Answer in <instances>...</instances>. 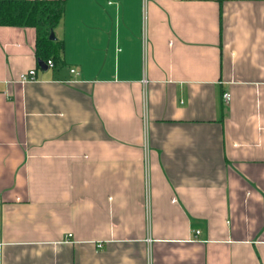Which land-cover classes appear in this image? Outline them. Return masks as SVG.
I'll return each mask as SVG.
<instances>
[{"label": "crops", "instance_id": "0c3cea01", "mask_svg": "<svg viewBox=\"0 0 264 264\" xmlns=\"http://www.w3.org/2000/svg\"><path fill=\"white\" fill-rule=\"evenodd\" d=\"M64 2L47 70L0 21V264H264V0Z\"/></svg>", "mask_w": 264, "mask_h": 264}, {"label": "trees", "instance_id": "16d2710c", "mask_svg": "<svg viewBox=\"0 0 264 264\" xmlns=\"http://www.w3.org/2000/svg\"><path fill=\"white\" fill-rule=\"evenodd\" d=\"M64 3V0L0 1V21L40 28L37 56L39 61L51 60L54 65L61 55L62 45L58 39L50 38V32L63 17Z\"/></svg>", "mask_w": 264, "mask_h": 264}, {"label": "built area", "instance_id": "2783aa9c", "mask_svg": "<svg viewBox=\"0 0 264 264\" xmlns=\"http://www.w3.org/2000/svg\"><path fill=\"white\" fill-rule=\"evenodd\" d=\"M48 65L52 66L53 65V62L51 60H49L47 62ZM74 71V70H72ZM36 80V70L35 69H32V70H29L27 72H24L22 74H20V77H19V82L20 83H27V82H31V81H34ZM223 98H224V101L226 103H229L230 100H231V94L229 92H224L223 94ZM197 233H199V231H197ZM102 244H99L98 246L101 247Z\"/></svg>", "mask_w": 264, "mask_h": 264}, {"label": "water", "instance_id": "95a60500", "mask_svg": "<svg viewBox=\"0 0 264 264\" xmlns=\"http://www.w3.org/2000/svg\"><path fill=\"white\" fill-rule=\"evenodd\" d=\"M50 38L52 40L56 39V35L54 33V30H51V33H50ZM39 64H40V67L43 69V70H47L48 69V66L46 65V63L44 61H39Z\"/></svg>", "mask_w": 264, "mask_h": 264}, {"label": "rangeland", "instance_id": "374dc122", "mask_svg": "<svg viewBox=\"0 0 264 264\" xmlns=\"http://www.w3.org/2000/svg\"><path fill=\"white\" fill-rule=\"evenodd\" d=\"M54 33H56V30L55 29H54ZM58 33H59V30H58ZM60 57H61V55H60ZM60 57H59L58 61L60 60Z\"/></svg>", "mask_w": 264, "mask_h": 264}]
</instances>
